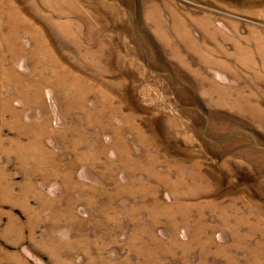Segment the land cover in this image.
<instances>
[{"label":"rangeland","instance_id":"374dc122","mask_svg":"<svg viewBox=\"0 0 264 264\" xmlns=\"http://www.w3.org/2000/svg\"><path fill=\"white\" fill-rule=\"evenodd\" d=\"M0 111V264H264V0H0Z\"/></svg>","mask_w":264,"mask_h":264},{"label":"bare ground","instance_id":"6f19581e","mask_svg":"<svg viewBox=\"0 0 264 264\" xmlns=\"http://www.w3.org/2000/svg\"><path fill=\"white\" fill-rule=\"evenodd\" d=\"M5 73V72H4ZM1 112V111H0ZM41 137V136H40ZM35 142V141H34ZM18 146V145H17Z\"/></svg>","mask_w":264,"mask_h":264}]
</instances>
